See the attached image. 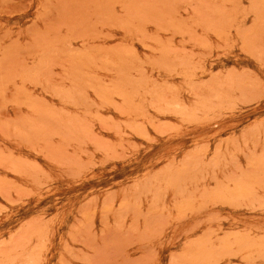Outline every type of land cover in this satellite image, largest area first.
Here are the masks:
<instances>
[{
  "label": "rangeland",
  "instance_id": "1",
  "mask_svg": "<svg viewBox=\"0 0 264 264\" xmlns=\"http://www.w3.org/2000/svg\"><path fill=\"white\" fill-rule=\"evenodd\" d=\"M0 264H264V0H0Z\"/></svg>",
  "mask_w": 264,
  "mask_h": 264
}]
</instances>
